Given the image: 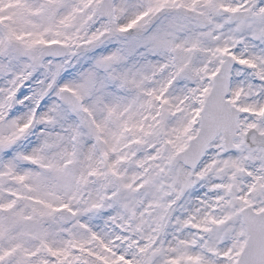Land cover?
Wrapping results in <instances>:
<instances>
[{"label": "snow or ice", "instance_id": "obj_1", "mask_svg": "<svg viewBox=\"0 0 264 264\" xmlns=\"http://www.w3.org/2000/svg\"><path fill=\"white\" fill-rule=\"evenodd\" d=\"M0 264H264V0H0Z\"/></svg>", "mask_w": 264, "mask_h": 264}]
</instances>
